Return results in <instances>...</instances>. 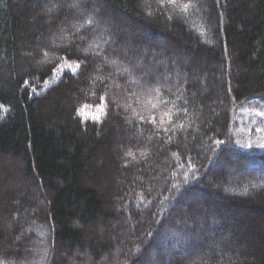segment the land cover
<instances>
[{"label": "trees", "instance_id": "trees-1", "mask_svg": "<svg viewBox=\"0 0 264 264\" xmlns=\"http://www.w3.org/2000/svg\"><path fill=\"white\" fill-rule=\"evenodd\" d=\"M262 135L264 0H0V264H264Z\"/></svg>", "mask_w": 264, "mask_h": 264}, {"label": "rangeland", "instance_id": "rangeland-1", "mask_svg": "<svg viewBox=\"0 0 264 264\" xmlns=\"http://www.w3.org/2000/svg\"><path fill=\"white\" fill-rule=\"evenodd\" d=\"M66 1H68V0H66ZM73 1V0H72ZM75 1V0H74ZM45 4H47V2L45 3ZM104 38H108V40L110 41V37L106 34L105 36H104ZM112 40H114V39H112ZM158 44L159 45H161L162 43L161 42H158ZM251 107H254V106H249V107H246L245 109H244V114L245 113H247L249 110H250V108ZM263 136V135H262ZM264 137V136H263ZM223 160H219V162L216 164V166H222V167H225V168H227V177H235V174L237 173V172H243V171H248V169L249 168H251V165H249V164H241V165H238V168H236L235 169V171H234V167L232 166V167H230L229 165H222L221 163H223L222 162ZM241 177H242V175H240ZM243 179H245V178H243ZM186 202H187V204L189 205H191V204H193V202H189V200L187 201L186 200ZM195 203V202H194ZM182 207H184L183 205H181ZM232 222V221H231ZM198 237H200L199 235H198ZM209 237V236H208ZM173 245V244H172ZM197 250V249H196ZM199 251V250H198ZM169 254H172L173 255V253H171V252H169ZM175 256V255H174ZM147 258V259H146ZM151 259V257H150V251H148V254H147V256L145 257V260H143L141 263H136V264H159V263H155V262H153V261H151L150 260Z\"/></svg>", "mask_w": 264, "mask_h": 264}, {"label": "snow or ice", "instance_id": "snow-or-ice-1", "mask_svg": "<svg viewBox=\"0 0 264 264\" xmlns=\"http://www.w3.org/2000/svg\"><path fill=\"white\" fill-rule=\"evenodd\" d=\"M186 7H187V5H185V8H186ZM25 83H27V81H26ZM101 100L103 101V97H101ZM127 155L131 156V155H132V153H131V152H129V153H127ZM149 235H151V233H149Z\"/></svg>", "mask_w": 264, "mask_h": 264}]
</instances>
